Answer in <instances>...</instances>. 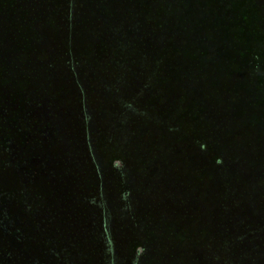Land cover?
<instances>
[{
    "label": "rangeland",
    "instance_id": "374dc122",
    "mask_svg": "<svg viewBox=\"0 0 264 264\" xmlns=\"http://www.w3.org/2000/svg\"><path fill=\"white\" fill-rule=\"evenodd\" d=\"M244 1L31 2L36 18L51 14L47 22L61 23L62 30L42 43L31 66V81L43 90L33 98L30 121L46 127L48 145L58 134L64 155L57 157L67 152L69 158L54 173L50 166L51 186L41 180L35 194L51 198V187H64L69 193L59 198L67 211H76L88 230L106 227L108 248L118 242L129 250L140 239L143 256L160 245L167 249L160 264H218L221 252L224 264H264V210L248 213L251 218L246 213L264 204V80L242 84L247 69L227 64L210 41L234 37L232 13ZM253 1L264 12V0ZM188 2L192 10L202 8L208 29L199 25L189 34L182 27L196 17L184 14ZM190 37L211 45L209 58L190 57L193 46L185 55L180 40ZM35 145L53 157L48 145ZM212 158L220 159L213 164ZM8 175V189L20 190L16 172ZM225 199L236 202L231 216ZM124 230L127 238L114 235Z\"/></svg>",
    "mask_w": 264,
    "mask_h": 264
},
{
    "label": "trees",
    "instance_id": "16d2710c",
    "mask_svg": "<svg viewBox=\"0 0 264 264\" xmlns=\"http://www.w3.org/2000/svg\"><path fill=\"white\" fill-rule=\"evenodd\" d=\"M34 1L38 0H0V264H160V261L167 259L165 255L167 249L160 245L159 248L153 249V253H146L143 256L140 255L143 244L140 239H133L129 244V250L118 242L115 244L112 242L108 248L105 243L108 236L106 227L103 226L101 229L104 231L101 232L99 228L95 231L91 228L88 230L85 225L80 224L82 219H79L76 211L73 214L67 211L68 203L59 198L60 194H64L61 192L69 193L64 187L58 189L51 187V198L38 196L33 190V185L41 180L51 186L48 169L50 170L51 166L54 173V169L60 167V159L66 162L69 159L67 152L66 156L59 159L57 157L61 152L64 155V148L57 140L58 134L55 133L53 143L48 145L44 138L46 127H43L42 122L38 125L30 121L33 105H36L33 98L34 96L40 98L43 90L40 84L35 82L33 85L31 81L34 72L32 67L37 64L36 55L42 43L53 41L62 30L61 23L57 22L60 24L57 25L54 22H47L51 14H46L43 18L35 17L36 13L31 6V2ZM51 1L54 0H49ZM244 3V6L238 5L232 13L234 37L224 39L225 36L222 35V38L210 41L212 47L223 50L227 64H237L236 69H247L244 72L248 74L244 75L242 83L247 85L250 81L253 82L252 79L256 76H259L260 81L264 80V12L262 14L257 10L255 5L258 3L253 0H245ZM44 5L45 10L48 8L47 4L42 3V11ZM182 5L184 14L196 15L189 26L185 21L182 24L183 28H188L187 33H191L189 29L198 31L201 28L199 25H203L200 30L208 29L205 15H202V12L198 14L202 8L198 6L192 10L191 2ZM255 13L258 17L251 23L250 17L256 15ZM256 32L260 34L256 36ZM195 39L196 37H190L186 41L180 40L182 51L193 46L196 50L195 55L190 56L184 52L185 55L197 58L204 54L209 58L213 52L211 45L206 47V43ZM154 50L158 52L160 49L155 47ZM164 51H161V54H164ZM217 63L218 59H215L216 67ZM226 69L225 80L231 81V75ZM206 80L205 77L204 82ZM263 91H255L257 92L255 96L257 98L262 96ZM37 105L42 106L43 99H40ZM35 143L43 147L48 145L53 157H49L47 147L44 148V152L39 153ZM235 158L238 157L235 155L233 159ZM219 159L212 158L213 164ZM10 169L16 172L21 184V189L16 192L8 189ZM4 182H7V185L3 184ZM225 201L228 207L232 206L229 207L231 216L235 213L236 202L233 199ZM69 205L73 206L74 203ZM263 210L264 204H259L254 208V212L251 213L249 210L246 213L258 215ZM162 220L164 221L162 228L168 227L169 218L165 215ZM127 232L116 231L114 235L121 234L127 238ZM94 237L98 240H93ZM228 250L234 253L236 248L231 247ZM223 253L217 255L215 259L219 263L222 260L221 264L226 262V255L222 256ZM255 256L259 259V255ZM143 257L144 262H141L140 259ZM170 257L173 259L176 256L172 253ZM251 258L256 261V258Z\"/></svg>",
    "mask_w": 264,
    "mask_h": 264
},
{
    "label": "flooded vegetation",
    "instance_id": "af4514ba",
    "mask_svg": "<svg viewBox=\"0 0 264 264\" xmlns=\"http://www.w3.org/2000/svg\"><path fill=\"white\" fill-rule=\"evenodd\" d=\"M46 131V130H45ZM36 152V151H35Z\"/></svg>",
    "mask_w": 264,
    "mask_h": 264
}]
</instances>
